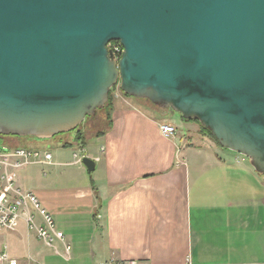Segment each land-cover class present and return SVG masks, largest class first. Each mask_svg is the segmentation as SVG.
<instances>
[{
  "label": "water",
  "instance_id": "water-1",
  "mask_svg": "<svg viewBox=\"0 0 264 264\" xmlns=\"http://www.w3.org/2000/svg\"><path fill=\"white\" fill-rule=\"evenodd\" d=\"M118 82L264 175V0H0L1 136L70 132Z\"/></svg>",
  "mask_w": 264,
  "mask_h": 264
},
{
  "label": "crops",
  "instance_id": "crops-1",
  "mask_svg": "<svg viewBox=\"0 0 264 264\" xmlns=\"http://www.w3.org/2000/svg\"><path fill=\"white\" fill-rule=\"evenodd\" d=\"M162 123L176 126L172 137L162 134ZM101 131L80 156L74 134L4 136L9 149L51 153L48 162L7 172L20 191L36 195L63 240L48 245L19 219L0 232V251L19 264H264V175L247 157L193 123L125 98L115 100ZM84 156L95 163L93 176Z\"/></svg>",
  "mask_w": 264,
  "mask_h": 264
},
{
  "label": "built area",
  "instance_id": "built-area-1",
  "mask_svg": "<svg viewBox=\"0 0 264 264\" xmlns=\"http://www.w3.org/2000/svg\"><path fill=\"white\" fill-rule=\"evenodd\" d=\"M113 56L120 57L122 46L120 43L110 42L107 45ZM160 130L163 135L172 137L175 127L162 123ZM77 160L80 157L74 154ZM51 153L45 150L14 147L8 151L0 150V232L12 230L19 219H23L29 230L35 231L37 237L51 245L55 240H63V236L55 228L52 215L42 207L38 198L32 192H22L14 184L7 172V167H20L26 164L48 162ZM37 216L40 221L37 220ZM68 246H66V250ZM0 264H19L5 251H0ZM102 264H151L141 259H109ZM189 264V263H187Z\"/></svg>",
  "mask_w": 264,
  "mask_h": 264
},
{
  "label": "rangeland",
  "instance_id": "rangeland-1",
  "mask_svg": "<svg viewBox=\"0 0 264 264\" xmlns=\"http://www.w3.org/2000/svg\"><path fill=\"white\" fill-rule=\"evenodd\" d=\"M119 83L120 82H118L116 85L113 86L114 89L112 90V93H111V98H112V102L113 103L117 99H120L121 100L122 98H125L126 100H128V101H130L132 103H135L137 105L144 106V107L148 108L149 110L153 111L154 113L160 114L163 118H165L167 120H170V119L171 120L172 119L174 120L175 119L176 121L183 120L185 122H190V123H193L194 126H196L200 130L201 125H200V123L198 121H189L191 119H185V118H183L181 116V114L173 111L170 108H160V107L154 105L148 99H145V98H137V97H133V96L126 95L120 89ZM109 94H110V91H109ZM108 101H109V95H108V100L106 101V103L104 104L103 107L97 108L94 115L87 116L83 120V122L80 125H78L77 128H79L81 130L80 131L81 137H82L81 141H83V143H82L79 140V142L76 143L78 145L76 147L78 150H75V151L78 153L79 156H80V154H83V152L81 151L82 150L81 148H82V146L86 145V139H89L91 136L95 135L96 133H99L101 130H103L106 127V125H108V120H107V115H106L107 112L105 110V107H106ZM113 103H112V107H113ZM174 127H176V126H174ZM74 133L71 132L68 135L69 136H73ZM200 133H202V132L200 131ZM63 136H66V135H63ZM63 136H61L60 138H63ZM36 140H39V139H36ZM93 140L94 139L90 140L89 143H93L94 144L95 142ZM41 143L44 144V143H47V142L42 141ZM48 147H50V146H48ZM8 149H9V147L6 146V145H4L3 142H2V139H0V150L1 151H8ZM71 168H75V166H71ZM88 174H89V176H91V174L93 176V171L90 172V173H88Z\"/></svg>",
  "mask_w": 264,
  "mask_h": 264
},
{
  "label": "trees",
  "instance_id": "trees-1",
  "mask_svg": "<svg viewBox=\"0 0 264 264\" xmlns=\"http://www.w3.org/2000/svg\"><path fill=\"white\" fill-rule=\"evenodd\" d=\"M113 43H119L118 41H113ZM114 89V87L110 90V94H109V101H108V103H107V105H106V107H105V110H106V115H107V120H108V124H109V122H110V112H111V110H112V98H111V93H112V90ZM188 121V120H187ZM189 121H197V120H195V119H191V120H189ZM80 129L79 128H77V129H74L73 131H71L72 133H74L75 135H74V142L75 143H78L79 142V140L81 141V139H82V137H81V133H80ZM200 131L203 133V134H205V135H208L209 137H211L218 145H220L219 144V142L216 140V138L212 135V133L208 130V129H206V128H204L203 126H201V128H200ZM71 132H68V133H65L66 135L67 134H69V133H71ZM100 132H102V131H100ZM99 132V133H100ZM96 134H98V133H96ZM63 135V134H62ZM82 143H83V141H81ZM71 145H73V143L72 142H64L63 143V147H69V146H71Z\"/></svg>",
  "mask_w": 264,
  "mask_h": 264
},
{
  "label": "flooded vegetation",
  "instance_id": "flooded-vegetation-1",
  "mask_svg": "<svg viewBox=\"0 0 264 264\" xmlns=\"http://www.w3.org/2000/svg\"><path fill=\"white\" fill-rule=\"evenodd\" d=\"M0 139H4V136H1V135H0Z\"/></svg>",
  "mask_w": 264,
  "mask_h": 264
}]
</instances>
